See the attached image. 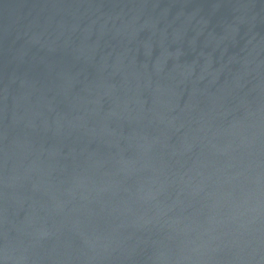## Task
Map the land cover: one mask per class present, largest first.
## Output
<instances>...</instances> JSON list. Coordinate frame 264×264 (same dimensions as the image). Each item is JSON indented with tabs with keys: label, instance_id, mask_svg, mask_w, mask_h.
I'll return each mask as SVG.
<instances>
[{
	"label": "water",
	"instance_id": "1",
	"mask_svg": "<svg viewBox=\"0 0 264 264\" xmlns=\"http://www.w3.org/2000/svg\"><path fill=\"white\" fill-rule=\"evenodd\" d=\"M0 264H264V0H0Z\"/></svg>",
	"mask_w": 264,
	"mask_h": 264
}]
</instances>
